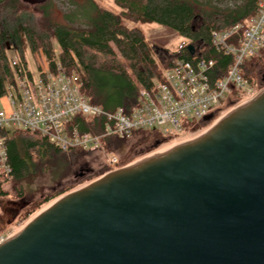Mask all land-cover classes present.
<instances>
[{"label": "water", "instance_id": "obj_1", "mask_svg": "<svg viewBox=\"0 0 264 264\" xmlns=\"http://www.w3.org/2000/svg\"><path fill=\"white\" fill-rule=\"evenodd\" d=\"M246 102L64 195L0 246V264H264V91Z\"/></svg>", "mask_w": 264, "mask_h": 264}, {"label": "trees", "instance_id": "obj_2", "mask_svg": "<svg viewBox=\"0 0 264 264\" xmlns=\"http://www.w3.org/2000/svg\"><path fill=\"white\" fill-rule=\"evenodd\" d=\"M96 8L99 17L91 30H74L54 22L50 16V2L30 6L22 0H0V100L5 96L13 80V70L9 63L8 51L24 56V48L32 53L43 54L52 64L59 63L66 74L77 75L82 83V93L90 103L105 111L119 108L129 110L137 103L140 88H148L160 79L165 69L179 59L190 60L192 53L216 62L214 72L224 74L233 58L216 51L212 44V32H223L238 25H244L256 15V0H245L243 9L229 12L208 13L199 7V0H114L120 9L115 14L103 8L96 0H88ZM134 25L158 24L177 32L188 41L178 51L160 47H150L143 32ZM57 46V49H56ZM192 47L193 50H189ZM261 54H259L260 57ZM256 69L246 62L244 76L253 87ZM237 100L246 101L247 92H234ZM100 119L85 120L88 125ZM82 132L100 134L80 126ZM153 132H141L152 135ZM155 135V134H154ZM157 136V135H156ZM148 139L145 136L134 146ZM128 140L109 139L105 147L108 152L120 155ZM8 163L12 169L10 179L0 174V198L8 193L4 185L12 184L18 197H24V182L31 175L36 160H46L50 156L65 155L79 160L85 153L80 150L63 152L49 144L37 133L13 131L7 143ZM121 160L119 167H121ZM65 192L54 196L59 198ZM54 198H47L37 204L27 219L40 211L43 205Z\"/></svg>", "mask_w": 264, "mask_h": 264}, {"label": "built area", "instance_id": "obj_3", "mask_svg": "<svg viewBox=\"0 0 264 264\" xmlns=\"http://www.w3.org/2000/svg\"><path fill=\"white\" fill-rule=\"evenodd\" d=\"M256 6V15L244 25L212 32L216 51L233 58L224 74L214 72V60L194 55L190 60L179 59L152 86L139 89L137 103L129 110L109 112L90 103L82 93L80 78L66 74L59 63L52 64L41 53L33 54L40 59L34 69L25 57H12L9 63L14 76L4 96L5 109L0 108V174L11 177L6 143L15 130L37 133L63 152L102 155L111 168L108 174H112L122 170L121 159L119 154L108 152L106 140H129L136 133L165 125L170 128L153 133L181 135L202 116L214 112L212 106L224 101L227 94L249 93L244 65L264 52V0H256ZM94 119L100 120L85 123ZM80 126L101 132H82ZM9 240L0 235V246Z\"/></svg>", "mask_w": 264, "mask_h": 264}, {"label": "rangeland", "instance_id": "obj_4", "mask_svg": "<svg viewBox=\"0 0 264 264\" xmlns=\"http://www.w3.org/2000/svg\"><path fill=\"white\" fill-rule=\"evenodd\" d=\"M103 8L118 14L120 9L114 4V0H96ZM245 0H199V7L208 13L214 11L229 12L230 9L236 10L243 9V2ZM50 16L52 20L58 24H61L67 28L74 30H91L94 27L95 20L99 17L98 12L94 5L88 0H51L50 2ZM248 20L245 21V23ZM129 27H138L143 32L146 42L150 47H160L169 49L171 51H178L183 45L188 43L183 37L172 29L161 26L158 24H146V25H134L126 23ZM57 49V46H56ZM8 58L19 56L16 52L9 50ZM25 59L28 61L30 67L34 69L36 63L40 61L38 57L24 48ZM250 65H254L256 69L255 79L253 87H250V95L246 104L257 97L262 91H264V52L248 60ZM235 92V91H234ZM227 94L225 100L219 104L212 106V111L216 109H223L227 105V100H237L238 97L235 93ZM246 92V90H240L237 93ZM6 97L0 100V108L5 109ZM230 114V113H229ZM229 114L216 119L215 121L203 126L200 129L201 133L210 131L215 125H217L222 119ZM198 123V122H197ZM189 127L181 135L173 136H160L159 134L141 135L140 137H134L127 141L124 146V150L120 152L121 168L122 170L131 167L135 163L148 160L155 155L173 148L174 146L192 139L197 136V132L190 133V130L197 125ZM170 128L169 125H165L161 128L153 127L148 129L149 132H162L164 129ZM9 133L13 131L12 128L8 129ZM157 135V136H156ZM148 136L146 142L134 146L137 140ZM159 143L158 145H156ZM111 168L107 167L102 155L86 154L81 156L79 160L69 159L65 155L62 156H50L46 160H36L31 168V175L24 182V197H18L14 191L12 184L4 185V190L8 195L4 198H0V208L9 207L15 213V219L11 227H0V235H7L8 238H12L17 232L24 228V226L38 213L42 212L55 201L63 197L64 195L78 191L81 188L90 185L98 179L108 175ZM81 170H83L81 172ZM88 171V172H87ZM84 173L82 177L80 174ZM60 192H65L59 198L54 196ZM47 198H54L48 204L42 206L39 212L34 216L27 219V213L32 212L37 207V204L44 202ZM19 205L24 206L23 210H19Z\"/></svg>", "mask_w": 264, "mask_h": 264}, {"label": "flooded vegetation", "instance_id": "obj_5", "mask_svg": "<svg viewBox=\"0 0 264 264\" xmlns=\"http://www.w3.org/2000/svg\"><path fill=\"white\" fill-rule=\"evenodd\" d=\"M23 207L24 206L19 205V210H23ZM14 219L15 213L11 210V208H0V227H11L13 225Z\"/></svg>", "mask_w": 264, "mask_h": 264}, {"label": "bare ground", "instance_id": "obj_6", "mask_svg": "<svg viewBox=\"0 0 264 264\" xmlns=\"http://www.w3.org/2000/svg\"><path fill=\"white\" fill-rule=\"evenodd\" d=\"M128 168H130V167H128ZM128 168H126V169H124V170H127ZM121 171H122V170H121ZM7 242H8V241H7ZM7 242H6V243H7Z\"/></svg>", "mask_w": 264, "mask_h": 264}]
</instances>
